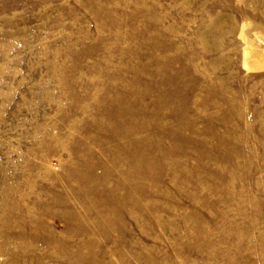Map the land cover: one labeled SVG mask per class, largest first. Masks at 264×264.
I'll return each mask as SVG.
<instances>
[{
	"label": "rangeland",
	"instance_id": "1",
	"mask_svg": "<svg viewBox=\"0 0 264 264\" xmlns=\"http://www.w3.org/2000/svg\"><path fill=\"white\" fill-rule=\"evenodd\" d=\"M245 24L264 0H0V264H264Z\"/></svg>",
	"mask_w": 264,
	"mask_h": 264
},
{
	"label": "bare ground",
	"instance_id": "2",
	"mask_svg": "<svg viewBox=\"0 0 264 264\" xmlns=\"http://www.w3.org/2000/svg\"><path fill=\"white\" fill-rule=\"evenodd\" d=\"M246 27L247 24L243 25L239 34L243 44L241 66L247 73H263L264 34L261 33L262 31H255L252 36H248L245 31Z\"/></svg>",
	"mask_w": 264,
	"mask_h": 264
}]
</instances>
